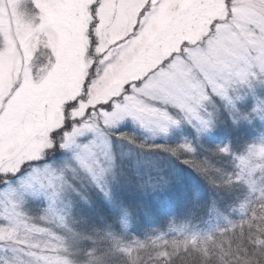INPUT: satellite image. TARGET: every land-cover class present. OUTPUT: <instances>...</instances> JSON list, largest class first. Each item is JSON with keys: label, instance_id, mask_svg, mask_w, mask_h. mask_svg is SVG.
<instances>
[{"label": "snow or ice", "instance_id": "snow-or-ice-1", "mask_svg": "<svg viewBox=\"0 0 264 264\" xmlns=\"http://www.w3.org/2000/svg\"><path fill=\"white\" fill-rule=\"evenodd\" d=\"M257 89L264 0H0V264H264V136L202 143Z\"/></svg>", "mask_w": 264, "mask_h": 264}, {"label": "rangeland", "instance_id": "rangeland-1", "mask_svg": "<svg viewBox=\"0 0 264 264\" xmlns=\"http://www.w3.org/2000/svg\"><path fill=\"white\" fill-rule=\"evenodd\" d=\"M257 98L264 99V90L257 89L255 96H249L246 109L251 111L256 106ZM264 113H253L251 121L243 120L236 123L232 120L227 111L221 113L220 122L215 129L202 138V143L205 148H214L216 145H230L237 153H242L246 146L258 142L264 136V119H261ZM188 134V133H185ZM176 166L184 173L186 185V199L192 200L196 193H199L200 200L210 205L212 201L219 200L218 207L220 208L221 215L208 214L204 216V223L197 221L202 231L207 232L213 228L227 226L225 217L231 220L240 218L238 204L240 190L230 196L221 197V194L216 190L194 169L188 165H184L179 161L175 162ZM147 225H140L141 231L137 235L143 237V228ZM152 227L161 226L166 228V225L153 224Z\"/></svg>", "mask_w": 264, "mask_h": 264}]
</instances>
